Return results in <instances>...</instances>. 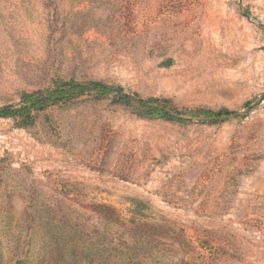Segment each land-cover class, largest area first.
Wrapping results in <instances>:
<instances>
[{
    "label": "rangeland",
    "instance_id": "1",
    "mask_svg": "<svg viewBox=\"0 0 264 264\" xmlns=\"http://www.w3.org/2000/svg\"><path fill=\"white\" fill-rule=\"evenodd\" d=\"M57 80L240 116L170 123L111 94L0 118L3 264H87L56 238L84 221L86 245L95 203L168 221L196 264H264V0H0V107Z\"/></svg>",
    "mask_w": 264,
    "mask_h": 264
},
{
    "label": "trees",
    "instance_id": "2",
    "mask_svg": "<svg viewBox=\"0 0 264 264\" xmlns=\"http://www.w3.org/2000/svg\"><path fill=\"white\" fill-rule=\"evenodd\" d=\"M111 94L115 97V103L122 106H134L138 111V117L160 119L170 123L187 121L183 115L196 118L204 117L205 121L210 124L228 117L240 116L236 112L226 109L213 113L204 110H186L182 114L172 108H167L166 103L168 102L166 100L157 98L143 99L137 94L124 92L123 88L118 86H110L99 81L75 82L73 80H57L49 90L22 92L15 106L6 105L0 107V118H18L19 122L17 125L19 127H27L34 125L36 117L51 106L73 102L88 95L95 100H102ZM137 203L140 202L137 201L133 205ZM90 209L96 215L97 222L94 226H90L91 232L89 237L87 235L88 243L86 245H84L81 236L86 231L84 221L77 224V231L81 233H79V236L74 235L75 238L68 241L63 240L61 235L59 236L60 239L59 237L56 238L59 240L60 245H64L65 242L69 243L71 245V254L77 253L82 259L88 261L85 263L196 264L194 258L187 259L184 257L186 253L182 251L183 247H180L184 242L176 240L178 232L168 221L164 219L152 221L153 219L136 211L138 215H134L131 220L125 222L118 211L109 205L95 203L90 206ZM50 217L51 215H45L47 223H44V219L39 220L42 232H44L43 228H49L50 230L52 225H55L51 221L54 219L55 222L56 219L54 216L53 219H50ZM39 218L40 216H38ZM32 219L34 217L28 218L27 221ZM61 219L56 224H62V228L72 225L65 216ZM86 223L88 224V222ZM56 230H60V226L57 225ZM178 242L179 246L176 247ZM0 264H3L1 254Z\"/></svg>",
    "mask_w": 264,
    "mask_h": 264
}]
</instances>
